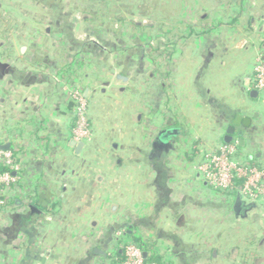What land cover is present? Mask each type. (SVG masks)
I'll list each match as a JSON object with an SVG mask.
<instances>
[{
	"label": "crops",
	"instance_id": "1",
	"mask_svg": "<svg viewBox=\"0 0 264 264\" xmlns=\"http://www.w3.org/2000/svg\"><path fill=\"white\" fill-rule=\"evenodd\" d=\"M77 3L90 11L83 20L60 17L64 37L28 29L18 36L24 46L0 45V150L16 153L21 189L0 215V264H120L126 238L142 239L162 264H264V208L211 190L198 170L200 149L225 145L230 126L232 142L242 139L243 152L259 148L248 158L264 166L262 105L249 89L256 55H264L253 6L178 2L177 34L157 50L155 76L133 82L131 62L115 59L129 49L102 43L117 41L107 30L116 16L98 12L107 2ZM96 23L108 32L94 34L88 25ZM144 68L149 76L148 60ZM71 69L93 126L80 154L71 146ZM236 116L250 125H234Z\"/></svg>",
	"mask_w": 264,
	"mask_h": 264
},
{
	"label": "rangeland",
	"instance_id": "2",
	"mask_svg": "<svg viewBox=\"0 0 264 264\" xmlns=\"http://www.w3.org/2000/svg\"><path fill=\"white\" fill-rule=\"evenodd\" d=\"M79 0H54V6L51 8L48 7V4H44L45 0H0V21L3 24L2 28L5 29L9 28L10 25L13 29H10L9 35L15 36L14 39L11 41H2L0 40V45H4V47H15L19 48L20 46H24L25 44L19 41V34H26L28 33V29L39 32H44L46 34H56L57 31H60V25L58 24V20L60 17H78L79 20H83L87 17L90 10H86L82 8L81 3H77ZM107 2V8L98 10V13L103 20L108 21L109 19L112 20L114 16L117 19H121L123 22H127V28L125 27L126 36L123 37L122 42L119 40H111L109 44L111 47H119L123 49H129L128 56H118L117 59L118 64H131L133 68L131 72H129V76L133 82L141 80L144 77L155 76L156 74V65H158V61H162V56H158L157 53L152 52L151 48L158 50L167 44L173 43V36L177 34V26H175L176 19L178 14V2L186 1L190 2L191 0H101ZM193 1V0H192ZM198 4L203 0H195ZM249 3L253 6V14L254 19L256 20L253 32L257 33L258 36L264 34V0H248ZM110 7V8H109ZM95 12L94 10H91ZM203 13V12H202ZM200 13V14H202ZM8 18L5 20V18ZM199 16V15H198ZM8 22V23H7ZM116 33L118 37L123 29L120 25V21L117 20L116 22ZM177 25V24H176ZM136 26H141L140 29L136 28ZM3 32V31H2ZM17 36V37H16ZM158 36L160 38L158 39ZM162 40V41H161ZM147 45L151 48H147V53L142 52L141 47L143 48ZM108 49V44L106 45ZM1 47V46H0ZM167 49V48H166ZM119 51V48H117ZM143 53V54H142ZM138 54V55H137ZM142 54V55H141ZM261 53L256 55L254 61V68L252 77L249 81V89L256 92L261 103V108L257 109L258 113V123L259 125H264V93L259 90L255 84V68H256V60ZM108 58V57H106ZM109 61H113L114 58H108ZM107 60V62H108ZM148 60L149 65L152 67L149 76L147 75V70L144 68L145 62ZM160 61V62H161ZM129 62V63H128ZM168 62L167 56L164 58V63ZM143 66V67H142ZM142 68L144 69L145 73H141ZM143 74V75H141ZM151 79V77H150ZM90 117V115H89ZM93 138V133H92ZM199 140V139H198ZM230 144H234L238 147L239 153L245 157L250 156L254 159L256 153L263 154L259 148H254L253 150L249 151H242L240 148L238 141L235 140ZM223 146V145H222ZM221 147V146H220ZM219 148V147H218ZM260 151H259V150ZM204 153L211 151V150H203L200 149L201 161H202V152ZM245 153V154H244ZM247 155V156H246ZM200 161V162H201ZM255 165L260 166L261 170H264V166L261 164L256 163L252 160ZM247 204H251L249 200L242 199ZM260 208H264V201L257 203ZM259 222H264V213H260ZM256 218V217H255ZM250 237V238H249ZM248 238L243 245V249L245 251L246 256L250 261H252L251 253L254 254L253 251V237L251 235H246ZM242 253V250L241 252ZM239 253V254H240ZM237 254V255H239ZM248 264H250L248 262Z\"/></svg>",
	"mask_w": 264,
	"mask_h": 264
},
{
	"label": "built area",
	"instance_id": "3",
	"mask_svg": "<svg viewBox=\"0 0 264 264\" xmlns=\"http://www.w3.org/2000/svg\"><path fill=\"white\" fill-rule=\"evenodd\" d=\"M255 84L264 93V55L256 60ZM71 100L74 104V125L71 133L72 141L83 142L85 145L92 140V127L89 117V99L82 90L71 91ZM238 146V145H237ZM234 144H225L217 149L202 152V161L198 170L207 184L214 191L224 195L235 194L241 199H247L251 204L264 201V170L257 166L246 165ZM6 160L12 164V154L9 151L0 150V161ZM13 174L1 173L0 184L10 186L19 181L18 165L12 166ZM6 201H0L4 206ZM125 236L120 232L119 236ZM125 239V237H124ZM123 260L120 264H147L143 252L126 238L122 247Z\"/></svg>",
	"mask_w": 264,
	"mask_h": 264
},
{
	"label": "trees",
	"instance_id": "4",
	"mask_svg": "<svg viewBox=\"0 0 264 264\" xmlns=\"http://www.w3.org/2000/svg\"><path fill=\"white\" fill-rule=\"evenodd\" d=\"M8 18V16L5 18V20ZM118 21H120V25L122 26V28L121 29H123L122 30V32L120 33V36L121 37H118V35H117V40H119V42H122V40H123V37H125L126 36V32H125V27L127 28L128 26H127V22H123L121 19H117ZM8 23V22H7ZM3 24L1 23V21H0V38H3V40H6V41H8V39H9V31H10V29H13L12 27H11V25H10V27L9 28H7V29H5V31L3 30V26H2ZM89 26V28L90 29H92V31H93V33L94 34H96L97 36H100L101 34H105L106 33V31L108 30L109 31V33H115V34H117L116 33V30L115 31H113V29H110V28H108L107 26H106V28H108L107 30H105L104 29V25H102V24H98V23H96L95 25H88ZM91 27H93V28H91ZM109 27H111V26H109ZM61 29H60V31H57L56 32V34L54 33L53 35H56V38L58 39V37H61L62 35H63V37H64V35H66L68 32V26H66V25H64V24H61V27H60ZM136 28H138V29H140L141 28V26H136ZM3 31V32H2ZM107 31V32H108ZM34 32H36L37 34H42L43 32H39L38 33V31H34ZM59 42H61L60 40H59ZM102 43L105 45H107V44H109L106 40H102ZM171 44H167V47L168 46H170ZM141 48H142V46H140ZM146 47V46H145ZM147 48H151V47H149L148 45H147ZM152 52H156L157 53V50H155V49H153V48H151V53ZM72 64V63H71ZM70 64V65H71ZM73 64H74V69H77L75 66L77 65V66H80V68L84 65V63H82V60L81 61H78L77 63L76 62H73ZM74 69L72 70L71 69V71H70V73H69V79H70V83H72V85H74L73 86V88H72V90H76V89H78V90H82L83 91V89L84 88H82L79 84H77L76 83V80L78 79V75H77V73L74 71ZM72 106H73V109H74V104H73V102H72ZM74 122H75V120H74ZM90 125H91V127H92V129H93V126H92V123H91V120H90ZM93 131V130H92ZM11 152V154H12V164H8L7 163V161L6 160H1L0 161V174L1 173H9V174H13V169H12V166H15V165H19V161L17 160V155H16V153L14 152V151H10ZM241 159H242V161L246 164V165H253V166H257V167H259L260 168V166H258V165H255L254 163H253V161H251L248 157H245V155L243 156L242 154H241ZM19 174H20V171H18L17 172V176H19ZM217 192V191H216ZM20 193H21V189H20V186H19V184H18V182L17 183H15V184H11L10 186H5V185H1L0 184V201H6V204L4 205V206H0V215L9 207V205H11L12 204V202H10L9 200H8V195L9 194H19L20 195ZM230 196H234L235 194H229ZM133 243L144 253V252H146V253H148V255H147V257H146V263L147 264H162V262H161V260H160V257L157 255V254H154V253H151V248L149 247V246H145L144 245V243H143V240L142 239H140V238H134V240H133ZM149 252H150V255H149ZM118 255V257H119V262H121L122 260H123V254H117Z\"/></svg>",
	"mask_w": 264,
	"mask_h": 264
},
{
	"label": "water",
	"instance_id": "5",
	"mask_svg": "<svg viewBox=\"0 0 264 264\" xmlns=\"http://www.w3.org/2000/svg\"><path fill=\"white\" fill-rule=\"evenodd\" d=\"M116 79L120 80L121 82H123V84L127 83V81H128V79L126 77L122 76V75H117ZM256 94H257L256 92H252L251 96L254 97V96H256ZM85 96L87 97V92H85ZM233 123H234V125L243 124L244 126H249L250 123H251V120L242 118L241 116H236V119H235V121ZM233 134H234V127L230 126L228 128V130H227V134H226V137L224 139L226 144H230L233 141ZM239 136H242V133H239ZM238 144H239V146H243V140L240 139L238 141ZM71 146L76 148L77 154H80L82 152V150L84 149L85 144L83 142L77 143L75 141H72L71 142ZM1 149L4 150V151H8L9 150V145L3 146ZM143 256L146 258L147 257V253L144 252Z\"/></svg>",
	"mask_w": 264,
	"mask_h": 264
}]
</instances>
